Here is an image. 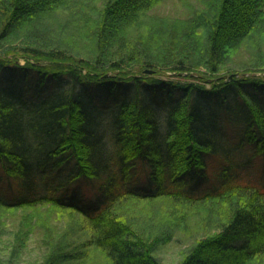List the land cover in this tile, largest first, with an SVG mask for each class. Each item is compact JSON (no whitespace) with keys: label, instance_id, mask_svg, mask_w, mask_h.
<instances>
[{"label":"trees","instance_id":"trees-1","mask_svg":"<svg viewBox=\"0 0 264 264\" xmlns=\"http://www.w3.org/2000/svg\"><path fill=\"white\" fill-rule=\"evenodd\" d=\"M244 144L264 156V0H0V207H29L1 216L0 235L18 252L34 239L36 264L89 247L107 264H162L151 236L196 231L182 264H264V184ZM164 197L222 207L141 226L127 207Z\"/></svg>","mask_w":264,"mask_h":264},{"label":"rangeland","instance_id":"rangeland-1","mask_svg":"<svg viewBox=\"0 0 264 264\" xmlns=\"http://www.w3.org/2000/svg\"><path fill=\"white\" fill-rule=\"evenodd\" d=\"M103 0H96V2L99 4ZM173 1H166V5L163 6V9L170 8ZM250 56V54H248ZM21 65H26L25 59H20ZM239 67V69L242 68V66H235ZM202 70V68H200ZM244 69V68H242ZM245 70V69H244ZM247 70V69H246ZM256 71L257 74H259L258 69H253ZM14 75L17 77L25 78L29 81H34L41 77L38 74H36L32 70L19 68L14 71ZM170 73V72H168ZM48 78V76H45ZM57 80H55L54 76L50 77V80L48 82V85H45L44 89H37L32 88L28 89L29 94H36L37 92H45L47 90L53 88L56 85ZM35 84V83H33ZM43 95V94H42ZM45 95V93H44ZM225 125L229 130H235L237 128V125L230 120L228 116L224 117ZM233 135L235 132L232 133ZM242 153L244 154V157H240L242 160L249 161L250 168L255 172V174L258 177L257 183L264 184V156L261 154H258L254 147L251 144H244V147L242 149ZM223 161L221 158H212L210 160V164L207 167V172L211 176L215 175L216 170L219 168V164H221ZM1 171V168H0ZM255 179V178H254ZM7 182V181H6ZM5 181L3 182V185L5 187ZM14 184V183H13ZM95 185V181H89L84 187L82 188L86 193L91 194L92 189ZM16 185H14L15 187ZM207 187V184L204 185L201 189V192L205 190ZM130 204L127 205V207L137 209L138 213H141V216L139 217V226H141L143 223L147 224L152 221L159 222V221H167V218L171 219L173 217V213L180 212L186 215V217L189 219L190 217V223L193 221H204L205 218L209 217L211 218L215 212L213 209L221 208L222 206L218 201H211L209 204H203L199 203L198 207L194 208V210L189 211L190 208L186 205L178 206L176 209L173 207L175 206L174 201L172 198L164 197L153 201H137L135 199L127 200ZM124 204V202H123ZM212 206V207H211ZM41 207V206H38ZM43 207V208H42ZM43 209H51V206L43 205ZM122 207V206H121ZM27 208L29 207H22L21 209H15V208H9L4 209L0 207V217L6 216L8 219L10 217L13 218L15 216L21 215L24 211L27 212ZM117 209V208H116ZM115 209V210H116ZM24 210V211H23ZM23 211V212H22ZM66 211V210H65ZM63 211V212H65ZM67 212V211H66ZM7 218H4L8 220ZM168 219V220H169ZM211 220V219H210ZM209 225L212 224V221H207ZM208 225V226H209ZM8 223L5 224V227H8ZM206 228V227H205ZM208 228V227H207ZM195 230V229H194ZM196 231V230H195ZM173 231L168 232V235L171 234ZM203 231H196L195 234L186 235L182 233L183 236L181 237H174L173 240L170 243H167L166 245H161L162 239L156 238L154 236L150 237V242L153 243V247H155V255L158 257V259L161 261L162 264H182V262L185 260V258L188 256V253L193 249V245L195 244L196 238L200 237V234H203ZM205 234V233H204ZM207 234V233H206ZM14 240H15V233L11 229H3L2 233L0 235V255L5 256L8 259L13 260V264H36L38 260H40V257H42V253L40 250L39 244H36L34 239H30V242L28 246L22 250V251H16L14 248ZM158 245V246H157ZM81 251V253H79ZM79 256V260L75 262V264H95L96 261L100 262L101 264H107L105 256L103 253L96 251L95 248H84L80 249L78 253H75ZM17 255V256H16ZM15 256V257H14Z\"/></svg>","mask_w":264,"mask_h":264}]
</instances>
